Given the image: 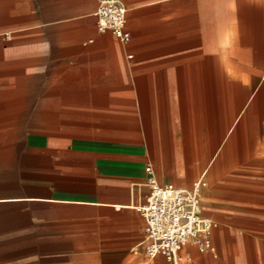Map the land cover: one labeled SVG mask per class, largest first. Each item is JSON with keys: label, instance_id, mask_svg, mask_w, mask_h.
Wrapping results in <instances>:
<instances>
[{"label": "crops", "instance_id": "0c3cea01", "mask_svg": "<svg viewBox=\"0 0 264 264\" xmlns=\"http://www.w3.org/2000/svg\"><path fill=\"white\" fill-rule=\"evenodd\" d=\"M120 1L125 42L98 0H0V264H171L147 165L214 223L176 264H264V0Z\"/></svg>", "mask_w": 264, "mask_h": 264}, {"label": "built area", "instance_id": "2783aa9c", "mask_svg": "<svg viewBox=\"0 0 264 264\" xmlns=\"http://www.w3.org/2000/svg\"><path fill=\"white\" fill-rule=\"evenodd\" d=\"M125 5L120 0H98L95 12L99 33H110L121 42L129 38L126 31ZM149 195L139 208L144 223L146 255L149 259L164 257L171 264L178 262V252L186 244L194 245L200 253L212 249L210 235L213 221L200 215V185L191 189L159 184L147 165Z\"/></svg>", "mask_w": 264, "mask_h": 264}, {"label": "rangeland", "instance_id": "374dc122", "mask_svg": "<svg viewBox=\"0 0 264 264\" xmlns=\"http://www.w3.org/2000/svg\"><path fill=\"white\" fill-rule=\"evenodd\" d=\"M258 111H261V110H257V112H258Z\"/></svg>", "mask_w": 264, "mask_h": 264}, {"label": "bare ground", "instance_id": "6f19581e", "mask_svg": "<svg viewBox=\"0 0 264 264\" xmlns=\"http://www.w3.org/2000/svg\"><path fill=\"white\" fill-rule=\"evenodd\" d=\"M200 185V184H199Z\"/></svg>", "mask_w": 264, "mask_h": 264}]
</instances>
